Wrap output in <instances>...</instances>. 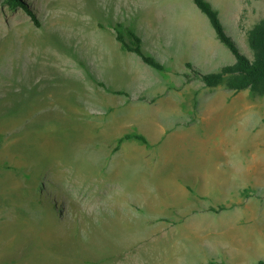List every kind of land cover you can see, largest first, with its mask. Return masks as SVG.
I'll list each match as a JSON object with an SVG mask.
<instances>
[{"label": "rangeland", "instance_id": "374dc122", "mask_svg": "<svg viewBox=\"0 0 264 264\" xmlns=\"http://www.w3.org/2000/svg\"><path fill=\"white\" fill-rule=\"evenodd\" d=\"M210 1L253 57L264 0ZM20 3L0 0V264L264 261V94L188 68L235 62L194 1Z\"/></svg>", "mask_w": 264, "mask_h": 264}, {"label": "trees", "instance_id": "16d2710c", "mask_svg": "<svg viewBox=\"0 0 264 264\" xmlns=\"http://www.w3.org/2000/svg\"><path fill=\"white\" fill-rule=\"evenodd\" d=\"M199 10L205 14L216 35L221 43H223L235 56V62L225 65L219 70L202 73L192 63H187L188 68L199 76L206 87H217L221 84L235 92L244 89H251L257 94H264V19L257 22L247 32V43L253 52V57L242 52L238 42L231 36L221 20L220 12L215 8L210 0H193ZM14 8L21 3L20 0H8ZM33 21L40 25V21L35 13L28 10ZM117 30V39L121 42L124 50L132 52L139 56L146 64L158 69L164 70V66L153 56L147 54L144 50L143 38L133 29L119 25ZM136 139L145 144L148 143L147 138L141 134H128L124 136L120 143L124 140ZM216 210V209H215ZM264 264V261H259Z\"/></svg>", "mask_w": 264, "mask_h": 264}]
</instances>
